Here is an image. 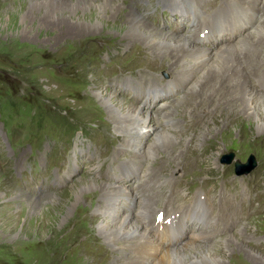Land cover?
<instances>
[{
  "label": "rangeland",
  "instance_id": "1",
  "mask_svg": "<svg viewBox=\"0 0 264 264\" xmlns=\"http://www.w3.org/2000/svg\"><path fill=\"white\" fill-rule=\"evenodd\" d=\"M74 1L0 0V264H126L138 252L130 249L114 260L118 250H110L98 230L101 214L92 199L84 197L96 194L99 199L100 188L85 186L106 181L130 188L138 196L123 200L120 216H138L152 199L153 192H142L151 184L147 176L143 179L149 167V176L163 182L156 206L174 195L176 209L170 220L181 238L174 245L195 232H208L209 240L200 242L216 249L232 235L236 239L226 243L228 257L220 264H228L229 256L238 253L245 256L244 264H264V117L261 124L226 111L222 104L194 118L177 112V132L185 129L192 143L183 145V135L171 154L176 155L179 146L186 147V156L180 166L165 152L151 157L150 150L161 145L154 131L161 125L165 102L178 101L168 110L174 114L177 106H191V95L181 98L193 79L182 82L168 57H155L139 44L142 41L127 44L124 37L128 5L142 9L164 30L195 35L192 42L210 51L224 43L225 35L235 43L237 35L249 30L261 41L264 0L250 7L251 24L228 27V32L212 27L223 0H120L123 15L111 19L106 17L110 11L102 16L95 8L64 10L63 5ZM74 28L82 33H74ZM262 63V74L254 71L250 81L264 93ZM110 91L124 100L123 105H140L142 114L149 116L150 129L126 148L113 121L119 114L109 113L98 95ZM230 153L235 156L228 163L225 155ZM250 156L257 161L254 170L237 174L236 161L247 162ZM197 192L206 201V222L189 207ZM79 208L84 210L77 216ZM181 224L186 225L182 230ZM249 252L261 257L256 261Z\"/></svg>",
  "mask_w": 264,
  "mask_h": 264
},
{
  "label": "bare ground",
  "instance_id": "2",
  "mask_svg": "<svg viewBox=\"0 0 264 264\" xmlns=\"http://www.w3.org/2000/svg\"><path fill=\"white\" fill-rule=\"evenodd\" d=\"M36 1L39 3H47L56 0ZM190 1L192 0H185L184 2ZM255 1L256 0H223V3H221V10L214 15L212 27H217L219 29L222 27V31L225 29L224 32H228V27L239 28V26L242 27L245 23V27H247L248 24H251L248 19L251 18L250 7H254ZM63 6L64 10L67 6L74 7V11L77 9L89 10L95 8L100 14L102 13V16L105 15L104 13H106V11H110L111 15L106 16L108 19L114 18L116 15H123L121 11L124 8V4L120 0H76L69 5L65 4ZM126 8L129 9L127 14L124 13V19L127 24V31L124 37L129 40L127 44H137L139 41H142V44H139L145 45L149 51L156 54L155 57L162 56L169 58L171 61L169 66L171 68L174 66L176 67H174L175 74L185 79L181 80L182 82L186 83L193 79L190 83L191 86H189V88L191 87L190 91L181 98L182 101L183 99H187L188 94L191 95V106H177V108L175 107L174 114L172 111L168 110H170L174 104L178 103V101L172 100L165 102L167 104H165L167 109L162 112L164 116H160L161 118L159 117L162 119L161 125L156 126L154 131L155 136H159V143L162 146L160 145V147H158L157 143L155 145V152L150 150L151 157L157 155L158 151L160 153L165 152L167 157L172 160H170L171 162L180 166L182 159L186 156V147L179 146L176 152L177 154L173 156L171 154L172 149L177 148L176 145L179 143V140L183 139V135L186 137L183 139V142L181 141L183 145L192 143L191 138L185 135V129H181L177 132L180 128V117L176 115L177 112L180 115L186 114L189 118H194L198 114L199 116L203 115L211 109L215 110L218 105L222 104L223 108L229 110L230 113L245 115L248 119H253L262 124L264 117V93L257 91V88L255 89V86H252L250 78L252 76L255 77V73L253 74L254 71L258 73L263 72V68L261 66L259 67L258 64L262 63L264 60L260 58V54L264 49H262L261 43H264V40L259 41V39H255L251 35L254 33H251V30H249L241 36L237 35V42L235 43L231 42L232 38L229 37L230 39H227L225 37L228 36H221L223 38L221 41H224V43H222L216 51H210L209 48L197 46L196 43L194 44V42H192L193 39L191 38L195 36L194 34V36L191 37L189 35L184 37L173 31L164 30L160 26L150 22L142 9L138 10L128 5ZM53 9L55 12L58 6ZM263 23H261L258 28L264 33ZM75 32L82 33L74 28V33ZM213 33L215 32L213 31ZM224 48L225 51L222 50ZM226 51H232V53ZM248 57H250L249 60H247ZM98 95L105 103L109 113L116 112L119 114L113 121L116 123V131L118 134L121 133L120 135L124 136L126 139L127 143L125 142V144L122 145L124 148L129 147L132 141L136 142L141 132L149 128L147 126L149 116L147 113L142 114L144 111H142L140 105L131 102L123 105L124 100L116 98L117 93L114 91L106 93L100 92ZM152 116H154V114H152ZM233 120L234 118L230 119L231 122ZM199 142L200 141H198V143ZM150 171V167L146 169L143 179L147 176L148 178H146V180H150L151 184L147 187H143V191H141L143 193H145V191L153 192L152 199L150 205L140 209L138 216L134 215L133 212H128L120 216V207L123 200L125 198H135L138 196L134 191V193H131L132 190L130 188L106 181L98 185L94 181H89L85 186L90 189L95 187L100 188L99 199L96 194L84 197L92 200L94 199V201L89 199L90 202H92V204H90H94L93 208H95V212L100 213L102 217V221L98 226L99 233L102 238L110 244L108 246L109 249L118 250L119 253L115 256L114 260H116L120 254H126L127 250L131 249V253L137 251L138 254L136 257H140L141 255V258L137 259L132 256L128 258L126 264L142 263L144 259H148L150 264H220L223 262L222 260L228 257L226 256V252L229 248L226 243H230L232 239H236L232 235L228 240L222 238V240L225 241H223L222 245L217 246L216 249L214 248L215 250L211 247L210 242H200L202 239H206L211 235L208 232H195V234L193 233L194 236L192 234L189 235V237L182 240V243L178 246L174 245L181 239L180 237L177 238L178 228L176 224L170 220L171 213L176 209L175 205H172L174 195H169L168 198L162 201L161 206H156V202L159 200V193L162 191L163 182H161L159 177H154L155 179L150 177ZM197 193V195H194L196 201L190 203L189 207L192 209L195 217L206 222L208 214V208L204 205L206 201L200 196L199 192ZM20 196H24V194L21 193ZM95 197H97L98 202H95ZM30 206L32 205L30 204ZM82 210H84V208H79L77 210V216L83 213ZM158 215H161V217ZM182 227H186V225L181 224V230ZM215 230H218V227H216ZM165 233H168V236L163 238ZM225 247H227V249H224ZM244 249L246 248L244 247ZM247 256L257 261L261 257V254L249 252ZM244 257L240 253L233 254L229 256L228 264H244Z\"/></svg>",
  "mask_w": 264,
  "mask_h": 264
},
{
  "label": "water",
  "instance_id": "3",
  "mask_svg": "<svg viewBox=\"0 0 264 264\" xmlns=\"http://www.w3.org/2000/svg\"><path fill=\"white\" fill-rule=\"evenodd\" d=\"M234 153H230L228 155H225L227 157L228 163H230L234 159ZM257 165L256 158L254 156H250L247 160V162H241V161H236V173L241 175V174H247L250 173L251 171L254 170V168Z\"/></svg>",
  "mask_w": 264,
  "mask_h": 264
}]
</instances>
